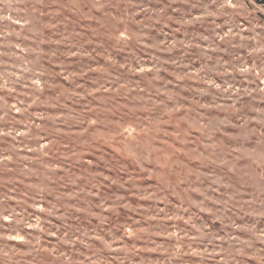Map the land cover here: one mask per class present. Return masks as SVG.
Instances as JSON below:
<instances>
[{
    "label": "clouds",
    "instance_id": "obj_1",
    "mask_svg": "<svg viewBox=\"0 0 264 264\" xmlns=\"http://www.w3.org/2000/svg\"><path fill=\"white\" fill-rule=\"evenodd\" d=\"M0 264H264V0H0Z\"/></svg>",
    "mask_w": 264,
    "mask_h": 264
}]
</instances>
